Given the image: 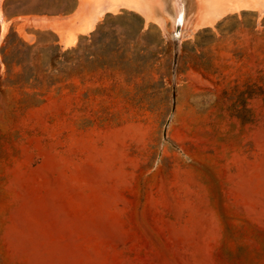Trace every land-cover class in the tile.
Listing matches in <instances>:
<instances>
[{"label":"rangeland","instance_id":"obj_1","mask_svg":"<svg viewBox=\"0 0 264 264\" xmlns=\"http://www.w3.org/2000/svg\"><path fill=\"white\" fill-rule=\"evenodd\" d=\"M115 1H0V264H264V12Z\"/></svg>","mask_w":264,"mask_h":264},{"label":"bare ground","instance_id":"obj_2","mask_svg":"<svg viewBox=\"0 0 264 264\" xmlns=\"http://www.w3.org/2000/svg\"><path fill=\"white\" fill-rule=\"evenodd\" d=\"M1 1V0H0ZM115 1V0H113ZM121 1V0H117ZM126 5L123 3L125 6H130V8H136L137 11L141 12V14L145 15L147 19H150L153 17V2L155 0H122ZM197 3L201 6V13L198 18L196 19L195 23L193 24V31L195 28L200 27L203 25H210L214 24V21L219 19V17L224 14L228 13L229 11H239V10H244V9H256V11H263L264 12V6L261 3L262 0H196ZM116 2V1H115ZM119 4V2H117ZM121 4V3H120ZM155 6V5H154ZM117 7V6H116ZM114 7V8H116ZM103 11V10H102ZM99 13L96 15L97 17L94 18L90 26L87 28L85 27L83 30L90 31L94 27L95 23L101 19L103 12ZM168 11V10H166ZM151 12H153L151 14ZM152 16H151V15ZM196 15V14H195ZM261 15V14H259ZM0 19H1V35H4L7 27L9 26L7 22L4 21L3 16H2V11L0 8ZM190 24V23H188ZM192 25V24H190ZM186 30V29H185ZM183 29V32L185 31ZM196 31V30H195ZM86 32V31H85ZM187 32V31H186ZM192 34V33H191ZM185 35V34H184ZM76 42V36H73L71 39H67L66 44L68 46H73Z\"/></svg>","mask_w":264,"mask_h":264},{"label":"trees","instance_id":"obj_3","mask_svg":"<svg viewBox=\"0 0 264 264\" xmlns=\"http://www.w3.org/2000/svg\"><path fill=\"white\" fill-rule=\"evenodd\" d=\"M260 92V91H259ZM260 95H262V94H260Z\"/></svg>","mask_w":264,"mask_h":264}]
</instances>
